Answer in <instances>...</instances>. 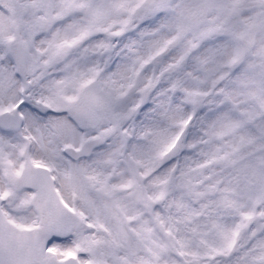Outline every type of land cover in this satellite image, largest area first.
Masks as SVG:
<instances>
[{
    "label": "snow or ice",
    "instance_id": "snow-or-ice-1",
    "mask_svg": "<svg viewBox=\"0 0 264 264\" xmlns=\"http://www.w3.org/2000/svg\"><path fill=\"white\" fill-rule=\"evenodd\" d=\"M0 264H264V0H0Z\"/></svg>",
    "mask_w": 264,
    "mask_h": 264
}]
</instances>
